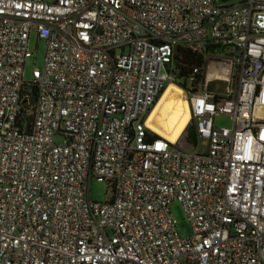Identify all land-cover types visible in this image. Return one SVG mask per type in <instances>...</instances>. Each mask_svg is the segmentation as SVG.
<instances>
[{"label": "built area", "instance_id": "2783aa9c", "mask_svg": "<svg viewBox=\"0 0 264 264\" xmlns=\"http://www.w3.org/2000/svg\"><path fill=\"white\" fill-rule=\"evenodd\" d=\"M169 82L175 143L145 126ZM0 264H264V0H0Z\"/></svg>", "mask_w": 264, "mask_h": 264}, {"label": "bare ground", "instance_id": "6f19581e", "mask_svg": "<svg viewBox=\"0 0 264 264\" xmlns=\"http://www.w3.org/2000/svg\"><path fill=\"white\" fill-rule=\"evenodd\" d=\"M190 120L184 90L169 82L145 120V126L171 143L177 142Z\"/></svg>", "mask_w": 264, "mask_h": 264}, {"label": "rangeland", "instance_id": "374dc122", "mask_svg": "<svg viewBox=\"0 0 264 264\" xmlns=\"http://www.w3.org/2000/svg\"><path fill=\"white\" fill-rule=\"evenodd\" d=\"M51 1V0H50ZM242 0H215L216 4H225V5H231L236 4ZM28 51L33 55L31 57H28L24 63V73H23V81L24 82H30L32 80L31 74L33 69H40L42 67V58H43V52H44V43L41 40H36L34 34H31L28 41ZM178 58L177 61L179 62L180 57L175 56V58ZM209 57V56H207ZM177 64L179 65V63ZM174 79L178 83L185 84L182 79L177 78V70L174 69ZM225 84L218 83V88L223 89ZM215 123L217 126H231V120L228 117H218L215 120ZM59 142V140H57ZM106 185L101 182L92 181L90 184V192L89 196L90 199L96 202H103L106 198ZM170 212L172 216L177 221V231L182 237H186L190 235V227L188 222L186 221V218L183 214V211L180 207V205L176 202H173L169 206Z\"/></svg>", "mask_w": 264, "mask_h": 264}, {"label": "trees", "instance_id": "16d2710c", "mask_svg": "<svg viewBox=\"0 0 264 264\" xmlns=\"http://www.w3.org/2000/svg\"><path fill=\"white\" fill-rule=\"evenodd\" d=\"M177 56L180 57L179 62L176 60V70H177V78L182 79L187 76L191 67L200 66L202 64V56L198 55L197 53L193 52L191 49L188 48H178L177 49ZM179 63V65L177 64Z\"/></svg>", "mask_w": 264, "mask_h": 264}, {"label": "water", "instance_id": "95a60500", "mask_svg": "<svg viewBox=\"0 0 264 264\" xmlns=\"http://www.w3.org/2000/svg\"><path fill=\"white\" fill-rule=\"evenodd\" d=\"M34 101V98L31 99V102ZM187 137L190 141H193L195 138V130L193 126H190L187 132Z\"/></svg>", "mask_w": 264, "mask_h": 264}]
</instances>
